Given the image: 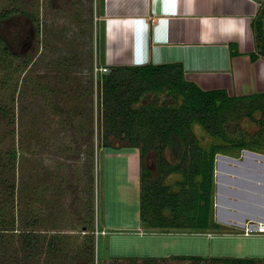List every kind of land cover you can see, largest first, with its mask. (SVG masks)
<instances>
[{
  "label": "rangeland",
  "instance_id": "obj_1",
  "mask_svg": "<svg viewBox=\"0 0 264 264\" xmlns=\"http://www.w3.org/2000/svg\"><path fill=\"white\" fill-rule=\"evenodd\" d=\"M3 10H14L0 25V32L15 44L10 43L14 47L8 56V82L3 83L0 77V106L12 105L14 115L12 122L10 117L0 118V155L4 157L7 148L16 151L13 174L4 177L9 176L15 184L16 222L35 217L34 233L43 239L50 232L60 234L64 247L48 253L43 241L32 247L34 254L30 257L15 255L10 251L19 247V236L14 232L4 243L6 251L16 256L9 264H141L132 261V256L104 259L106 241L122 238L120 232L113 231L114 234L110 229L106 234L93 232L89 255L81 230L89 211L96 229L105 222L136 218L140 208L139 149L129 145L98 146L97 74L102 70L95 67L103 59L101 24L94 18L95 1L0 0V12ZM259 13L264 17V4ZM30 15L35 16V21ZM20 26L25 27L24 31ZM240 125L243 126L241 122ZM236 126L230 120L228 129L234 135L238 134ZM244 126L242 129L248 133L255 129L254 125ZM193 127L202 144L222 139L205 132L197 123ZM146 156L155 177L154 150ZM21 185L23 190L19 189ZM143 236L133 235L140 244H133L135 247H146ZM155 264L174 263L163 260Z\"/></svg>",
  "mask_w": 264,
  "mask_h": 264
},
{
  "label": "trees",
  "instance_id": "obj_2",
  "mask_svg": "<svg viewBox=\"0 0 264 264\" xmlns=\"http://www.w3.org/2000/svg\"><path fill=\"white\" fill-rule=\"evenodd\" d=\"M12 12L14 10L0 12V25ZM29 18L36 19L31 15ZM252 28L257 53L264 57V17L259 12L252 20ZM11 42V38L0 32V77L3 83L8 82V56L13 54ZM97 84L100 109L98 146L129 145L139 149L140 225L160 230L217 228L218 223L212 219L215 153L227 148L264 150V91L238 96L229 95L223 88L202 89L184 77L182 64L177 61L110 66L97 74ZM11 107L0 106V118L10 117L12 122ZM256 113L260 115L255 117ZM243 115L260 128L250 133L239 128L237 119ZM230 120L238 126L234 129L236 135L228 129ZM196 123L205 132L222 139L202 144L193 127ZM151 149L156 154L155 177L146 162V154ZM15 158L13 147L6 149L4 157L0 155V176H12ZM3 177L0 181V263L9 264L16 258L4 248V243L10 241L14 232L19 236V247L10 250L15 255L30 257L34 254L32 247L42 245L43 241L48 253L63 249L60 234L50 232L45 239H40L34 233L35 217L25 216L20 218L19 224L16 222L13 208L15 184L9 176ZM19 189L23 190V186ZM93 226V215L89 211L81 224L89 255L95 237ZM188 258L206 264H264V259L257 256ZM131 260L135 261V258ZM142 260L143 264H155L165 259L144 257ZM87 264L93 263L88 261Z\"/></svg>",
  "mask_w": 264,
  "mask_h": 264
},
{
  "label": "crops",
  "instance_id": "obj_3",
  "mask_svg": "<svg viewBox=\"0 0 264 264\" xmlns=\"http://www.w3.org/2000/svg\"><path fill=\"white\" fill-rule=\"evenodd\" d=\"M89 1H95L94 18L101 24L103 60L98 65L177 61L184 77L202 89L223 88L238 96L264 91V57L257 53L252 28L264 0ZM239 119L241 128H260L244 115ZM136 215L96 227L105 232L95 235L108 229L122 234L119 240L106 241V261L126 256L141 264L144 257L174 264L192 262L190 256L264 258V235L238 231L245 219L264 218V150L227 148L215 153L212 219L217 228L147 229ZM135 234L149 235L143 236L146 247H135L140 245Z\"/></svg>",
  "mask_w": 264,
  "mask_h": 264
},
{
  "label": "built area",
  "instance_id": "obj_4",
  "mask_svg": "<svg viewBox=\"0 0 264 264\" xmlns=\"http://www.w3.org/2000/svg\"><path fill=\"white\" fill-rule=\"evenodd\" d=\"M95 69L106 71V66H96ZM238 231L242 235H253L260 234L264 235V218H247L241 223L238 227ZM97 234L99 231L97 229L94 230Z\"/></svg>",
  "mask_w": 264,
  "mask_h": 264
},
{
  "label": "flooded vegetation",
  "instance_id": "obj_5",
  "mask_svg": "<svg viewBox=\"0 0 264 264\" xmlns=\"http://www.w3.org/2000/svg\"><path fill=\"white\" fill-rule=\"evenodd\" d=\"M20 27H21L20 31H24V28H25V27H23V26H20ZM12 42H13V41H12ZM12 42H11V43H12ZM13 43H14V42H13ZM14 44H15V43H14ZM14 44H13V45H14ZM13 45H12V46H13Z\"/></svg>",
  "mask_w": 264,
  "mask_h": 264
}]
</instances>
